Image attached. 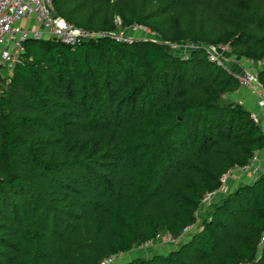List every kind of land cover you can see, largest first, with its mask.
Masks as SVG:
<instances>
[{
    "label": "trees",
    "instance_id": "1",
    "mask_svg": "<svg viewBox=\"0 0 264 264\" xmlns=\"http://www.w3.org/2000/svg\"><path fill=\"white\" fill-rule=\"evenodd\" d=\"M105 37L27 40L0 75V264H100L197 221L222 177L264 150L209 45L264 61V0H52ZM134 24L157 41L110 36ZM195 43L200 48H172ZM264 88V65L257 72ZM213 195V196H214ZM176 250L122 264H264V173L212 203Z\"/></svg>",
    "mask_w": 264,
    "mask_h": 264
},
{
    "label": "built area",
    "instance_id": "2",
    "mask_svg": "<svg viewBox=\"0 0 264 264\" xmlns=\"http://www.w3.org/2000/svg\"><path fill=\"white\" fill-rule=\"evenodd\" d=\"M137 27L138 25H133L134 29ZM106 35L102 32L86 31L66 22L54 12L52 0H0V75L4 76L3 73L10 75L13 68L22 61L27 40H53L74 46ZM110 36L127 43L132 41V39L121 37L116 32L111 33ZM171 47L194 49L201 46L189 43L182 46L172 44ZM203 49L210 62L225 68L224 62L231 52L229 45H209ZM244 61L246 67L243 65L245 68L240 73L229 72L236 77L240 88L248 90L249 94L255 98L258 112H251V118L259 124V114H264V88L259 82L257 73L253 70V61L250 59ZM258 64L264 65V61ZM238 170L243 174L249 173L253 176L264 173L258 153H254L248 164ZM227 174L222 177V184ZM214 194V192L206 194L203 202L209 200ZM159 238L166 243L176 244L177 242V239L169 235H162ZM149 244L151 242L141 247L146 248ZM117 259L118 256H110L100 264H116Z\"/></svg>",
    "mask_w": 264,
    "mask_h": 264
},
{
    "label": "rangeland",
    "instance_id": "3",
    "mask_svg": "<svg viewBox=\"0 0 264 264\" xmlns=\"http://www.w3.org/2000/svg\"><path fill=\"white\" fill-rule=\"evenodd\" d=\"M116 24L118 26L117 30L115 31L116 34L120 35L121 37L124 38H129V39H136V40H156L157 41V35L155 33L150 32L148 29L139 26L134 29L133 25L130 27H120L119 25V21H116ZM175 45V44H173ZM182 48V47H181ZM183 49H187V48H183ZM245 58H240L236 55V53H234L232 50L230 52V55H228L226 57L225 60V69L227 72H234V73H240V71H242L245 67H246V63H245ZM243 65H245V67H243ZM253 66V70L257 73L261 68H262V64H252ZM4 75H6L5 73H3ZM8 76V75H7ZM241 91V93L239 95V98L237 96V98L232 97V95L230 96H226L224 98L225 102H233V103H241V100L243 101V105L247 106V98H252L254 101V104L256 105V101L255 98L249 94L248 90L246 89H239ZM238 90V91H239ZM237 91V92H238ZM246 102V103H245ZM248 107V106H247ZM260 163H261V158L258 154ZM262 166V163H261ZM263 169V167H262ZM257 176H253L249 173H245L238 177H235V179H233L232 184H228L226 186V188H223L224 190H221V192L219 193L220 195H214L212 196L209 200H207L206 202H203L199 209L196 212V216H197V221L196 223L189 227L182 235V237L177 239L176 244L170 243V242H165L164 240H160L161 238H158L157 240L151 242V244H149L148 247L143 248L141 246H137L135 248H133L131 251L127 252V253H123L120 254L118 256L117 261L115 262L116 264H122L125 263L135 257H150L154 254H167L170 251L176 250L177 247L179 246L180 243H184L186 240L189 239V237L191 236V234H193L194 232L198 231L200 229V226L202 224L203 219H207L208 218V213L210 211L211 208V204L217 202L218 200H220L221 198L227 196L228 194H230L231 192H233L239 185L241 184H245L247 182H252ZM226 182V180L224 181V183ZM223 183V184H224ZM161 237V236H160ZM262 244L264 243V239L261 240Z\"/></svg>",
    "mask_w": 264,
    "mask_h": 264
},
{
    "label": "crops",
    "instance_id": "4",
    "mask_svg": "<svg viewBox=\"0 0 264 264\" xmlns=\"http://www.w3.org/2000/svg\"><path fill=\"white\" fill-rule=\"evenodd\" d=\"M238 93L240 94L241 93V91L239 90L238 92H235L234 94H231L232 95V97H235V96H237L238 98H239V95H238ZM230 95V96H231ZM237 97H235V98H237ZM241 102H242V104H243V101L241 100ZM246 102H247V106H245V107H247V108H249L250 110H252V112H258V108L256 107V105L254 104V101H253V99L252 98H247V100H246ZM245 102V103H246ZM259 118H260V126H261V128H262V130H264V114H262V113H260L259 114ZM258 154H259V156H260V158L262 159L261 160V163H262V166L261 167H263V170H264V150H261V151H259L258 152ZM260 163V164H261ZM240 175H242V173L238 170V169H233V170H231L228 174H227V178H226V182L221 186V188L218 190V191H216V195H220L219 193L221 192V190H224L223 188H226V186L228 185V184H232V181H233V179H235V177H238V176H240ZM247 183H249V182H247Z\"/></svg>",
    "mask_w": 264,
    "mask_h": 264
}]
</instances>
